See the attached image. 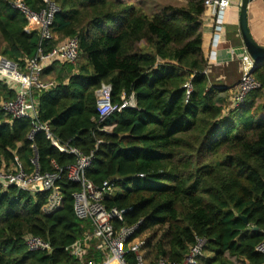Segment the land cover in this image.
<instances>
[{"label": "trees", "instance_id": "16d2710c", "mask_svg": "<svg viewBox=\"0 0 264 264\" xmlns=\"http://www.w3.org/2000/svg\"><path fill=\"white\" fill-rule=\"evenodd\" d=\"M10 1L0 0L1 55L23 68L40 38L25 31L27 22ZM23 1L34 11L44 8L43 0ZM51 1L59 8L51 46L76 38L78 57L43 69L41 79L56 86L33 92L37 121L12 119L0 109V171L17 158L31 172L33 146L40 172L54 171V164L62 170V205L44 215L47 192L0 184V264H77L68 248L91 227L74 213L80 186L65 168L75 158L53 147L43 131L29 140L37 123L47 124L60 143L92 154L84 176L97 187L111 182L106 208L131 209L123 222L112 220L115 228L142 221L138 234L154 230V239L162 232L158 260L181 263L197 237L212 255L198 264H234L230 258L264 264L256 251L264 236V64L250 73L261 87L226 110V90L206 73L203 0H183L153 15L121 0ZM103 84L111 86L112 104L134 94L136 107L98 123L96 94ZM14 97L0 79V102ZM26 235L49 242L51 254L28 252ZM126 258L134 264L132 253Z\"/></svg>", "mask_w": 264, "mask_h": 264}, {"label": "built area", "instance_id": "2783aa9c", "mask_svg": "<svg viewBox=\"0 0 264 264\" xmlns=\"http://www.w3.org/2000/svg\"><path fill=\"white\" fill-rule=\"evenodd\" d=\"M239 1L203 0L205 11L214 20L212 48H216L219 43L226 11L233 7L238 9ZM43 3V9L34 11L23 0L9 2V6L25 18L27 22L25 31L27 33L37 31L40 38L36 56L28 60L23 68L6 57L0 56V77L18 86L14 99L0 102V109L12 119L37 121L38 110L37 104L32 98L33 92L48 91L56 86L53 80L43 81L41 79L43 69L53 63L73 64L78 57L79 45L76 38L67 39L51 46V43L56 40L51 33V26L59 8L51 0H43ZM212 55H215L213 51L209 57ZM185 87L188 96L191 85L188 83ZM260 87L250 72H245L236 88L231 92L229 108L239 106L250 92ZM96 96L98 123H102L113 112L136 107L134 94L129 97L122 96V102L119 105L112 104L111 86L108 84H103ZM101 130L108 132L110 128L104 127ZM41 131L45 133L51 145L58 151L75 158L74 164L65 168L68 180L80 186V191L73 195L74 213L79 220H89L91 226L81 239L68 248L69 254L77 260V264H130L126 258V255L130 253L134 255V264H198L199 258L203 256L206 241L197 237L195 242L189 246L181 263L169 261L167 258H161L154 262L147 261V242L138 234L142 221L132 226L115 228L112 220L123 222L124 213L131 209L119 211L113 208L108 210L104 199L113 190L111 182L104 181L101 186L97 187L85 178L84 172L91 164L92 154H83L79 149L69 146V142L60 143L51 134L47 124L37 123L36 127L28 134V139L32 140L34 135ZM32 150L34 154L30 160L32 171L27 172L16 158L14 166L0 171V184L4 188L13 186L23 192H47L46 202L41 207V212L44 215H50L62 205V195L57 186L62 170L54 164V171L40 172L37 152L33 146ZM138 177L143 178V175H138ZM34 186H37L39 191L34 190ZM24 246L31 253L49 255L52 252L49 242L33 235L24 237ZM125 247L128 248L125 249ZM256 251L264 256V236L257 245ZM88 255H91V258H88ZM97 256L100 257L98 261L96 260Z\"/></svg>", "mask_w": 264, "mask_h": 264}, {"label": "crops", "instance_id": "0c3cea01", "mask_svg": "<svg viewBox=\"0 0 264 264\" xmlns=\"http://www.w3.org/2000/svg\"><path fill=\"white\" fill-rule=\"evenodd\" d=\"M248 27L254 41L264 46V0H253L249 4ZM202 33L203 54L207 61L206 73L210 76L211 82L219 85L218 88L226 90L222 93V96L226 97L227 103L231 92L236 88L243 74L245 72H251L253 69V62L246 54L238 32V9L233 7L226 11L223 32L220 35V40L216 48L211 47V40L214 34V20L212 17H209L206 11L202 18ZM211 51L215 55L209 57ZM232 69H237L235 71L237 81L233 85H228L225 81L233 80V77L231 74L228 78L225 75H228ZM0 79L3 78L0 77ZM3 80L6 81L16 94L18 86L9 80Z\"/></svg>", "mask_w": 264, "mask_h": 264}, {"label": "rangeland", "instance_id": "374dc122", "mask_svg": "<svg viewBox=\"0 0 264 264\" xmlns=\"http://www.w3.org/2000/svg\"><path fill=\"white\" fill-rule=\"evenodd\" d=\"M125 3H130V4H134L138 7H140L146 14L148 15H153L156 14L158 12H160L164 7L166 6H180L184 4L183 0H121ZM3 48V43L1 41L0 38V56H1V51ZM237 70V69H236ZM235 69H232L230 73H228V75L226 74V77H233V80H226L225 82L228 83V85H233V83H235L237 81L236 78V71ZM239 76V74H238ZM227 106V110L229 109V101L226 103ZM227 113V111H225ZM225 113V114H226ZM154 233V230L152 231H146L140 234V236L142 238H144L147 242V247H146V259L149 262H154L157 261L158 258L156 257L157 255V250L155 249L156 243L159 240L162 232H159L157 234V237H155L154 239L152 238ZM149 242V243H148ZM128 247H125V249ZM212 255L210 253L204 252L203 253V257L204 258H208L211 257ZM230 260L234 263V264H244L243 261L241 260H236L234 258H230Z\"/></svg>", "mask_w": 264, "mask_h": 264}, {"label": "water", "instance_id": "95a60500", "mask_svg": "<svg viewBox=\"0 0 264 264\" xmlns=\"http://www.w3.org/2000/svg\"><path fill=\"white\" fill-rule=\"evenodd\" d=\"M252 1L253 0H240L238 7V32L245 52L253 62V69L251 72L264 64V46L254 41L248 27V8ZM33 189L39 191L37 186H34ZM241 219L245 224H248L246 217H241Z\"/></svg>", "mask_w": 264, "mask_h": 264}]
</instances>
